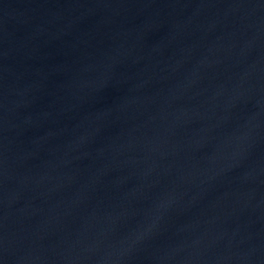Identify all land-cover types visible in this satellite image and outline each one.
<instances>
[{
  "label": "water",
  "instance_id": "obj_1",
  "mask_svg": "<svg viewBox=\"0 0 264 264\" xmlns=\"http://www.w3.org/2000/svg\"><path fill=\"white\" fill-rule=\"evenodd\" d=\"M0 264H264V0H0Z\"/></svg>",
  "mask_w": 264,
  "mask_h": 264
}]
</instances>
